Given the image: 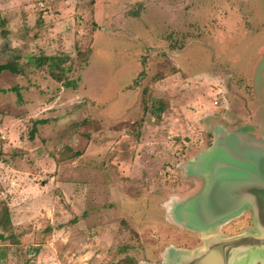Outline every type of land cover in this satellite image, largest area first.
Instances as JSON below:
<instances>
[{"label": "rangeland", "instance_id": "obj_1", "mask_svg": "<svg viewBox=\"0 0 264 264\" xmlns=\"http://www.w3.org/2000/svg\"><path fill=\"white\" fill-rule=\"evenodd\" d=\"M108 1L0 0L17 11L19 39L12 36L9 51L0 33V64L17 61L20 69L0 74V87L8 88L0 112L14 119L0 132V264H165L171 242L190 247L193 238L170 210L184 200L178 191L191 188L187 142L175 146L179 141L169 137L174 146L157 149L154 159L140 137L153 141L189 119L206 129L204 146L217 119L240 152L264 149V0H110L107 13L124 3L127 14L145 15L103 18L94 44L95 10ZM47 54L69 56L64 67L78 87L62 89L48 64L36 65ZM136 59L153 72L136 76ZM133 90V114L125 117L135 125L88 120L90 112L121 117ZM158 104L166 106L161 117L152 113H160ZM192 133L184 132L191 139ZM124 203L135 213H123ZM238 217L227 227L245 226ZM122 218L129 225L121 231ZM253 218L251 211L241 232ZM157 238L167 246H156L165 249L156 257L147 244Z\"/></svg>", "mask_w": 264, "mask_h": 264}, {"label": "water", "instance_id": "obj_2", "mask_svg": "<svg viewBox=\"0 0 264 264\" xmlns=\"http://www.w3.org/2000/svg\"><path fill=\"white\" fill-rule=\"evenodd\" d=\"M234 137L216 126L212 144L186 163L187 174L203 184L170 210L183 227L202 235L203 245L170 248L167 264H264V149L240 152ZM247 209L253 227L225 235L221 226Z\"/></svg>", "mask_w": 264, "mask_h": 264}, {"label": "crops", "instance_id": "obj_3", "mask_svg": "<svg viewBox=\"0 0 264 264\" xmlns=\"http://www.w3.org/2000/svg\"><path fill=\"white\" fill-rule=\"evenodd\" d=\"M107 3H110V0L108 1V2H104L103 4H102V6L100 7L101 9H100V12H99V10L96 8V10H95V14H94V20H95V22L98 24V27H97V30H95L94 31V36H95V40H94V44H95V42H96V40H97V38L99 37V35L101 34V30H103V28H104V23L102 22V20H103V18H105V19H108L109 18V16L111 17V16H113L114 15V17L116 18L117 16L118 17H121V16H123L124 18L125 17H127V15H128V17H140V18H142L144 15H145V12L144 11H140V12H133L132 14H127V11H126V8H125V4L123 3V5L122 6H118V8H117V12L116 13H114V14H112L111 12L109 13H107L105 10H104V7H107L106 5H107ZM40 4L41 5H43V2L41 1L40 2ZM5 6V4L4 3H0V33H1V35L3 36V37H5V41L4 42H6V43H8L9 45V47H7V49L9 50V51H12V48H13V46H10V44L12 45V41H11V39H13L12 38V36L14 35V38L16 39V40H19L17 37H16V33H14L13 32V25H12V22H13V19L14 18H17L18 17V15H17V11L16 10H14L13 12H9L8 11V9L7 8H9V7H7V8H5L4 7ZM22 17H23V14H22ZM22 29H21V31L22 32H24V31H26V30H23L24 28L23 27H25V25L23 24V19H22ZM1 26H4V27H1ZM101 26V27H100ZM5 28V29H4ZM4 29V30H3ZM20 35V33L18 32V36ZM182 37H183V35H182ZM20 38V37H19ZM184 39V38H183ZM21 40H23V39H21ZM186 41H189V37H186ZM94 44H93V48H94ZM11 47V48H10ZM93 48H92V50H93ZM173 52H175V54L174 55H177L178 56V54H177V50L176 51H173ZM91 53H92V51H91ZM90 53V54H91ZM171 53H172V51H171ZM173 54V53H172ZM57 55V54H56ZM45 56H50V54L48 55H45ZM89 57H90V55H89ZM16 58H18V55L16 56ZM170 58V57H169ZM70 59V58H69ZM17 60V59H16ZM8 61H10V60H8ZM7 61V62H8ZM136 61H137V59H136ZM5 64V63H4ZM137 65H140V69H136V71H135V74L137 73V74H140V72H145V74H148L149 75V72L151 71V73L153 72V69H154V67L150 70L149 69V67H146V65H143V64H141L140 62H139V60L137 61V63H136ZM147 64V63H146ZM1 65V64H0ZM36 65H37V63H36ZM45 64H43L42 66H44ZM88 65H89V60H88V64L82 69V71H81V79H82V76H83V73H84V70H85V72H86V69H87V67H88ZM42 66H38V67H42ZM143 70V71H142ZM8 70H4V71H2L1 73H3V72H7ZM10 71V70H9ZM71 71H72V69L70 68V71L69 72H67V74L70 76V74H71ZM23 71H21V73H22ZM0 73V74H1ZM10 73L11 74H20V73H14V72H12V71H10ZM137 74H136V76H137ZM53 77V76H52ZM74 77V76H73ZM54 78V77H53ZM72 77H69L68 79L69 80H71L72 82H71V84H67V81H65V82H63L64 83V85L66 86V87H68V88H66V87H64V86H62V84H61V88L62 89H67V90H70L71 88H74V87H78L79 85H78V83H79V81H78V83L76 82V81H74L73 79H71ZM55 79V78H54ZM136 79V78H135ZM168 79H169V77H168ZM55 80H57V79H55ZM167 80V79H166ZM60 82V81H59ZM83 83V82H82ZM16 87V88H15ZM15 87H11V90L12 91H14V90H16L18 87L17 86H15ZM136 87H138L137 85H134V89L135 90H137L136 89ZM6 87H0V89H5ZM8 89V88H7ZM7 89H5L4 91H6ZM24 89V88H23ZM128 89V88H127ZM135 90H133L132 91V93H131V95H129L128 97H130L129 98V100L127 101V108H126V112L125 113H123V115L120 117V115L119 116H116L115 118H114V120L112 119V120H107V118L106 117H104L103 115H101L100 113L99 114H95L94 112H90V114L88 115V120H90L91 119V121L92 122H94L95 123V121H99L101 118L103 119V122L104 123H107V124H109L110 126L112 125H114V127H116V128H120V127H118V126H115V125H117V124H119V123H121V122H131V124H133V125H135L136 124V121H130V119H126V117L125 116H129V115H131V114H133V113H131L132 111H133V107H134V102L135 101H133L134 100V98H135V96L133 95V94H135L136 93V91ZM4 91H0V94L2 93V92H4ZM138 91V90H137ZM71 96V95H70ZM134 96V97H133ZM86 98H88L89 100H90V102L88 103V107H90L91 106V111H93V109H92V107L94 106V104H93V100H92V97L91 96H89L88 97V95H86ZM137 98V97H136ZM143 102H144V100H143ZM95 103V102H94ZM145 103V102H144ZM148 104V103H147ZM104 105V104H103ZM102 106V105H101ZM140 106V105H139ZM156 106H157V103H156ZM158 107H162V108H159V111H160V113L158 112H155V111H158V110H154L152 113L155 115V117H161V115H162V113L166 110V106H164V105H162V104H158ZM99 109V108H98ZM111 112H113L112 111V109H111ZM140 112V111H139ZM145 112V111H144ZM145 114V113H144ZM146 114H148V112H146ZM120 117V118H119ZM125 117V118H124ZM13 118L11 117V115L10 114H8V113H2V112H0V132L2 131V132H6V130H5V126L7 125V126H9V124L10 123H12L13 122ZM251 120H252V118H251ZM250 120V121H251ZM146 121V120H145ZM211 121V120H210ZM89 122V121H88ZM102 122V123H103ZM196 121L194 120V122L192 123V122H190V120L188 119V120H185V119H182L181 120V128L180 129H175L173 126L171 127V126H169V128H170V130L168 131V134H165V135H163V134H161L160 136L158 135L157 137H155L154 138V140L153 141H149V142H147V143H143V142H141L142 141V138L143 137H145V136H142V137H140L141 138V141L139 142V145L140 146H142L143 144H149V145H146L145 147H146V149H148L149 150V152H150V154H153V156L152 157H154V159L156 158L157 159V157H158V154L156 153V154H154V151H156L157 149H159V151L160 152H164L165 151V153H167L166 152V150H167V146H170V143L173 145L174 143H172V140H174L175 141V143H176V141H179V142H177L176 144L177 145H175V146H178L179 144H180V139H183L184 141H186L187 142V144H185L186 146H187V149L185 148L184 150H185V153H189V156L187 157V159H185V161H186V163L189 161V160H191L192 158H194L197 154H199L200 152H202L203 150H205L206 148H208L211 144H212V142H213V139H214V128L216 127V126H223L224 128H226V130L229 132V133H232V132H230V130L224 125V124H222L220 121H218L217 119L216 120H212L211 122H212V124H209L210 126H211V135L210 136H208V141H207V143L206 144H204V146L203 145H201L200 144V142H201V140H205L204 139V136L202 135L203 134V132L205 133V128H203V129H201V130H198V126H197V124L195 123ZM252 123H253V121H252ZM203 125L205 124V121L202 123ZM246 124H248V123H246ZM239 125H241V124H238L237 126H239ZM208 126V125H207ZM146 127V125L145 126H143V129ZM167 127V126H166ZM240 127V126H239ZM142 128V127H141ZM140 128V129H141ZM160 131V130H159ZM187 131H191V132H193L192 133V139L191 138H189V137H187V135L186 134H184V132H186L187 133ZM200 131H203V132H200ZM126 132H128V133H130L131 134V132L129 131V130H127ZM188 133H190V132H188ZM125 136H129V135H127V134H124ZM174 135V136H173ZM173 136V139L170 141L169 140V137H172ZM164 137V138H163ZM211 140V141H210ZM88 142H87V147H88V145L90 144V142H89V140H87ZM173 141V142H174ZM198 144H200V145H198ZM195 145H198V146H195ZM174 146V145H173ZM164 147V148H163ZM185 147V146H184ZM88 149V148H87ZM86 149V150H87ZM151 150V151H150ZM40 166V165H39ZM186 166V165H185ZM38 167V166H37ZM187 177H188V181H189V183H187V185H189V187H191L190 189H187L186 191L184 190V191H178V195L177 196H180V198H183V199H186V198H188V197H190L191 195H193V194H195L200 188H201V186H202V184H203V179L202 178H200V177H197V176H193V175H189V174H187ZM188 187V188H189ZM132 201H133V199H131ZM146 200V199H145ZM150 200L151 199H147L146 201H149L150 202ZM166 201V200H165ZM151 203V202H150ZM131 204H133V203H129V204H127V203H124L123 205H122V208H124V210L122 209V212L123 213H130V212H132L133 211V213H135V205H134V207L131 205ZM167 205H169V204H167ZM166 212V211H165ZM241 216V215H240ZM150 222V221H149ZM127 223V225H129L128 224V222L127 221H125V220H123V218H122V220H121V223H120V225H121V227H119V230L121 229V231L123 230V227L125 226V224ZM124 224V225H123ZM126 227V226H125ZM222 227V226H221ZM178 228H180V229H184L187 233H190V234H193V235H198L199 237H200V239H201V243H200V245H197V246H194V243H191V245H190V247H183V246H179V245H175V242H171V246H169V249L170 248H184V249H188V250H192V249H196V248H199V247H201L202 245H203V237H202V235L201 234H199V233H197V232H195V231H191V230H189V229H187V228H185V227H183V226H180V227H178ZM82 229H83V232H82V234H85V233H89V229L88 228H84V227H82ZM118 230V231H119ZM221 230H222V228H221ZM120 232V231H119ZM135 232H136V230H135ZM146 233H151L152 231H145ZM222 232H223V230H222ZM224 233V232H223ZM225 234V233H224ZM81 235V234H80ZM132 235V234H131ZM75 236L73 235V234H71V239H73ZM78 237V236H77ZM81 238H82V235H81ZM79 239V237L77 238V240ZM164 239V238H163ZM157 240H158V238L157 239H155V240H153L150 244H147V246L148 247H150L147 251H149V253L151 254V255H153L154 256V254H155V256L157 257V255L159 254V255H161V256H163V253H164V248L161 250V249H159L158 250V252L156 251V248H158V247H156V246H158L159 244L161 245V242H160V240H159V244L157 243ZM173 240H175V239H173ZM164 243V244H163ZM167 243H165V242H162V245H161V247L162 246H165ZM167 246V245H166ZM168 251V247H166V251L165 252H167ZM151 260H155V259H152V258H150ZM164 260V262H165V264L167 263L166 262V258L165 259H163ZM133 261V263H134V259L132 260ZM120 262V261H119ZM133 263H131V264H133ZM144 262H139V261H136L135 262V264H143Z\"/></svg>", "mask_w": 264, "mask_h": 264}, {"label": "trees", "instance_id": "obj_4", "mask_svg": "<svg viewBox=\"0 0 264 264\" xmlns=\"http://www.w3.org/2000/svg\"><path fill=\"white\" fill-rule=\"evenodd\" d=\"M69 61L68 55H50V56H39L37 57V66H42L43 64H48L50 67V74L53 76L57 81L65 82L67 84H71V80L67 77V72L70 71V67H64ZM4 70H10L14 73H19L20 69L17 68V61H8L5 64L0 65V73ZM16 88V87H15ZM5 89H0V91H4ZM0 239H5L4 234L0 233Z\"/></svg>", "mask_w": 264, "mask_h": 264}, {"label": "flooded vegetation", "instance_id": "obj_5", "mask_svg": "<svg viewBox=\"0 0 264 264\" xmlns=\"http://www.w3.org/2000/svg\"><path fill=\"white\" fill-rule=\"evenodd\" d=\"M234 132V131H233ZM239 134L240 135H243L244 134V131L242 130V129H239ZM234 133H236V132H234ZM169 206V205H168ZM250 213H251V211L250 210H245L242 214H241V216L240 217H238L237 219H240V218H243V219H245L246 220V225L245 226H243L242 228H239V229H235V230H233V229H231V228H228L227 227V225L228 224H230V222H227L226 224H223L222 225V230H223V232L225 233V234H227V235H235V234H239L240 232H241V230H243L244 229V227H246V226H248V225H250ZM248 219V220H247ZM232 222V221H231ZM193 235V234H192ZM191 241H192V243H194V246H197V245H200V243H201V239H200V237L198 236V235H193V238L192 239H190Z\"/></svg>", "mask_w": 264, "mask_h": 264}]
</instances>
